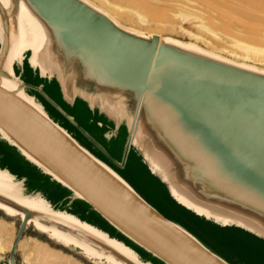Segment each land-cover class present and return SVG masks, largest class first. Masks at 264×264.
<instances>
[{"label":"bare ground","instance_id":"bare-ground-1","mask_svg":"<svg viewBox=\"0 0 264 264\" xmlns=\"http://www.w3.org/2000/svg\"><path fill=\"white\" fill-rule=\"evenodd\" d=\"M203 1L228 22L238 21L240 16L250 29L264 32V0ZM148 11L152 19H160L157 12ZM65 17L101 21L123 36L147 44L158 39L156 36L146 37L138 32L123 30L88 0H0V41L3 44L0 54V90L34 117L49 124L102 173L139 198L119 175L79 149L64 131L48 120L45 110L25 92L12 68L16 61H21L26 53L31 52L29 60L32 66L41 68L44 74L63 71L68 80L67 87H70L79 70L84 80L94 81L100 87L111 90L116 97L123 99L130 92L138 107L134 143L144 149L153 170L169 184L173 197L200 216L223 225L237 224L264 237V148L235 130L218 127L181 102L164 95L153 85L148 86L141 79L97 62L88 55L87 46H80L66 28ZM157 46L196 63L264 81V69L232 62L194 44L163 38ZM138 87H144V90ZM0 135L17 146L30 161L72 188L31 143L1 120ZM78 188L74 190L78 197L88 200L127 237L157 255L145 241L138 240L140 236L127 223L85 189ZM8 202L29 214L28 225L36 231L61 246L80 250L94 263L126 264L112 254L102 253L91 241L107 247L126 262L146 264L139 260L135 251L118 242V239L112 240L73 216L52 210L41 197L24 195L20 184L8 172L0 170V211L9 217L20 216L23 220L25 213L7 205ZM42 219L54 225H48ZM176 227L207 249L183 227ZM3 230L0 225V234ZM36 252L41 264H68L53 259L41 249ZM215 256L229 264L218 255Z\"/></svg>","mask_w":264,"mask_h":264},{"label":"water","instance_id":"water-1","mask_svg":"<svg viewBox=\"0 0 264 264\" xmlns=\"http://www.w3.org/2000/svg\"><path fill=\"white\" fill-rule=\"evenodd\" d=\"M63 20L77 43L85 44L86 53L97 62L153 85L218 127L235 130L264 148V81L196 63L158 48L156 42L131 40L101 21L74 17ZM0 120L31 143L74 190L82 187L127 223L140 236L138 240L145 241L167 264H225L112 181L49 124L1 90ZM28 221V217L22 220L10 264H15Z\"/></svg>","mask_w":264,"mask_h":264},{"label":"crops","instance_id":"crops-1","mask_svg":"<svg viewBox=\"0 0 264 264\" xmlns=\"http://www.w3.org/2000/svg\"><path fill=\"white\" fill-rule=\"evenodd\" d=\"M2 50L0 41V54ZM12 69L25 92L45 110L48 120L64 131L79 149L119 175L150 208L189 233L186 221L200 225L208 223L209 218L198 215L173 197L169 184L153 170L144 149L134 143L138 107L130 92L123 99L116 97L111 90L94 81L84 80L79 70L67 87L68 80L63 71L44 74L41 68L31 65L26 55L21 61H16ZM0 170L8 172L20 184L24 195L43 198L52 210L69 214L108 238L121 233L134 242L91 203L78 197L73 188L30 161L1 135ZM168 211L176 213V218L166 215ZM216 228L225 233V236L219 235L224 238L225 245L241 255L240 264H264L263 236L236 225H219ZM134 243L156 262L167 264Z\"/></svg>","mask_w":264,"mask_h":264},{"label":"rangeland","instance_id":"rangeland-1","mask_svg":"<svg viewBox=\"0 0 264 264\" xmlns=\"http://www.w3.org/2000/svg\"><path fill=\"white\" fill-rule=\"evenodd\" d=\"M88 1L103 10L123 30L138 32L146 37H158L157 40L152 42L158 43L163 38H171L183 43L194 44L203 50L213 52L232 62L235 61V63L264 69V32L260 33L250 29L244 23L245 19L240 16H236L239 18H237L238 21L228 22L219 13L210 9L203 0ZM148 10L157 12L160 19H152L148 14ZM30 54L31 52H28L25 55L30 57ZM7 205L16 208L19 212L25 213V216L29 218V214L23 209L10 202ZM166 215L174 219L173 217L177 214H171L168 211ZM42 222L54 225L53 222H48L44 219H42ZM186 222L187 225L189 224L188 230L214 253L221 256L229 264L241 263V255L225 245L223 242L224 238L219 236L220 234L225 236V233L216 228L219 225H223L222 223L214 219L207 221L206 225L190 221ZM21 224L22 220L20 216L9 217L5 212L0 211V225L4 229L0 234V237L2 236L0 238V264H10L11 250ZM235 225L238 226L237 224ZM110 239H118V242L135 251L139 260L141 262L144 261L143 263L161 264L121 233L117 237L111 236ZM90 243L102 253L112 254L118 260L124 261L126 264H132L126 262L107 247L94 241ZM38 249H41L53 259L55 258L68 264H98L85 257L80 250L61 246L47 235L39 233L33 226L29 225H27L16 251L15 264H41V260L36 255V250Z\"/></svg>","mask_w":264,"mask_h":264},{"label":"trees","instance_id":"trees-1","mask_svg":"<svg viewBox=\"0 0 264 264\" xmlns=\"http://www.w3.org/2000/svg\"><path fill=\"white\" fill-rule=\"evenodd\" d=\"M213 252V251H212ZM214 253V252H213ZM216 254V253H215ZM217 255V254H216ZM219 256V255H218ZM219 257H221V256H219ZM223 259V258H222Z\"/></svg>","mask_w":264,"mask_h":264}]
</instances>
